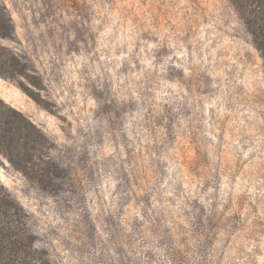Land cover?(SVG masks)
Segmentation results:
<instances>
[{
  "label": "rangeland",
  "instance_id": "1",
  "mask_svg": "<svg viewBox=\"0 0 264 264\" xmlns=\"http://www.w3.org/2000/svg\"><path fill=\"white\" fill-rule=\"evenodd\" d=\"M57 191L0 155L52 264H264V68L230 0H2Z\"/></svg>",
  "mask_w": 264,
  "mask_h": 264
},
{
  "label": "trees",
  "instance_id": "2",
  "mask_svg": "<svg viewBox=\"0 0 264 264\" xmlns=\"http://www.w3.org/2000/svg\"><path fill=\"white\" fill-rule=\"evenodd\" d=\"M258 51L264 68V0H230ZM15 27L0 0V77L15 81L41 104V78L36 69L2 39H14ZM34 87L38 88L34 91ZM53 142L22 111L0 97V155L30 183L43 190L57 191L58 164L51 157ZM0 264H52L37 236L28 225V214L0 182Z\"/></svg>",
  "mask_w": 264,
  "mask_h": 264
}]
</instances>
